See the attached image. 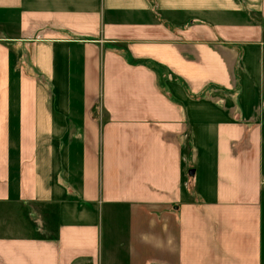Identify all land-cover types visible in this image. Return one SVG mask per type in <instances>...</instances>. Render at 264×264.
<instances>
[{"label":"crops","instance_id":"crops-1","mask_svg":"<svg viewBox=\"0 0 264 264\" xmlns=\"http://www.w3.org/2000/svg\"><path fill=\"white\" fill-rule=\"evenodd\" d=\"M0 264H264V0H0Z\"/></svg>","mask_w":264,"mask_h":264},{"label":"water","instance_id":"water-1","mask_svg":"<svg viewBox=\"0 0 264 264\" xmlns=\"http://www.w3.org/2000/svg\"><path fill=\"white\" fill-rule=\"evenodd\" d=\"M191 175H193V171H191V173H190Z\"/></svg>","mask_w":264,"mask_h":264}]
</instances>
